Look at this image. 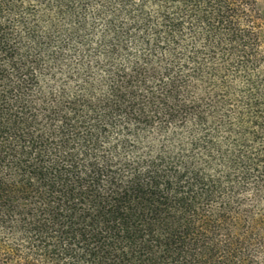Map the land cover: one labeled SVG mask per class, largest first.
Segmentation results:
<instances>
[{"label": "trees", "instance_id": "obj_1", "mask_svg": "<svg viewBox=\"0 0 264 264\" xmlns=\"http://www.w3.org/2000/svg\"><path fill=\"white\" fill-rule=\"evenodd\" d=\"M0 264H264L259 0H0Z\"/></svg>", "mask_w": 264, "mask_h": 264}, {"label": "rangeland", "instance_id": "obj_2", "mask_svg": "<svg viewBox=\"0 0 264 264\" xmlns=\"http://www.w3.org/2000/svg\"><path fill=\"white\" fill-rule=\"evenodd\" d=\"M261 9L264 11V0H259Z\"/></svg>", "mask_w": 264, "mask_h": 264}]
</instances>
